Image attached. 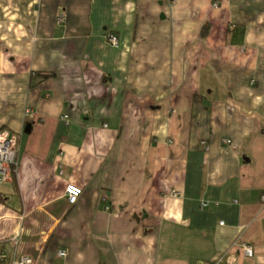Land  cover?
I'll return each instance as SVG.
<instances>
[{
    "label": "crops",
    "instance_id": "obj_1",
    "mask_svg": "<svg viewBox=\"0 0 264 264\" xmlns=\"http://www.w3.org/2000/svg\"><path fill=\"white\" fill-rule=\"evenodd\" d=\"M3 130L2 264H264V0H0Z\"/></svg>",
    "mask_w": 264,
    "mask_h": 264
},
{
    "label": "built area",
    "instance_id": "obj_2",
    "mask_svg": "<svg viewBox=\"0 0 264 264\" xmlns=\"http://www.w3.org/2000/svg\"><path fill=\"white\" fill-rule=\"evenodd\" d=\"M61 20L64 18L61 16ZM109 43L118 47L120 45V38L115 33H109L107 35ZM229 141V140H228ZM207 144L206 141L203 142ZM19 144V137L17 134H12L8 130L0 131V186L12 180V174L16 171L17 165V148ZM84 189L76 184H69L66 193L68 200L71 205H75L80 197L82 196ZM264 196V195H263ZM264 202V197H263ZM207 202H203V207H206ZM240 248L243 250L246 256H254L255 255V246L252 243L242 242L239 244ZM60 255L65 257L67 256V250L61 249L59 251ZM3 255L0 250V264L2 261ZM33 260L31 258H22V264H32ZM226 263V255L222 253L219 255L217 261L212 264H225Z\"/></svg>",
    "mask_w": 264,
    "mask_h": 264
},
{
    "label": "rangeland",
    "instance_id": "obj_3",
    "mask_svg": "<svg viewBox=\"0 0 264 264\" xmlns=\"http://www.w3.org/2000/svg\"><path fill=\"white\" fill-rule=\"evenodd\" d=\"M62 17L64 18V16H62ZM59 20H60V21H63L64 19L61 20V18L59 17ZM226 141H228V139H226ZM228 142H229V141H228ZM17 151H18V148H17ZM15 172H16V171H15ZM15 172L12 174V179H14V174H15Z\"/></svg>",
    "mask_w": 264,
    "mask_h": 264
},
{
    "label": "trees",
    "instance_id": "obj_4",
    "mask_svg": "<svg viewBox=\"0 0 264 264\" xmlns=\"http://www.w3.org/2000/svg\"><path fill=\"white\" fill-rule=\"evenodd\" d=\"M204 141H205V140H204ZM204 141H203V142H204ZM203 144H204V143H203ZM204 146H207V144H204Z\"/></svg>",
    "mask_w": 264,
    "mask_h": 264
},
{
    "label": "clouds",
    "instance_id": "obj_5",
    "mask_svg": "<svg viewBox=\"0 0 264 264\" xmlns=\"http://www.w3.org/2000/svg\"><path fill=\"white\" fill-rule=\"evenodd\" d=\"M13 180V179H12ZM12 180H10V181H12ZM7 182H9V181H7Z\"/></svg>",
    "mask_w": 264,
    "mask_h": 264
}]
</instances>
